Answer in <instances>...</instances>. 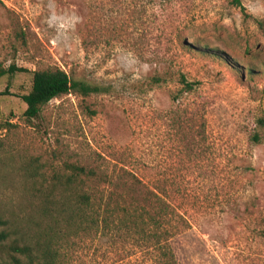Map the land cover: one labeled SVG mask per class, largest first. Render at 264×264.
Returning a JSON list of instances; mask_svg holds the SVG:
<instances>
[{
	"label": "rangeland",
	"instance_id": "374dc122",
	"mask_svg": "<svg viewBox=\"0 0 264 264\" xmlns=\"http://www.w3.org/2000/svg\"><path fill=\"white\" fill-rule=\"evenodd\" d=\"M242 3L247 19L231 0H0V68L27 70L0 79V264L47 244L58 264H151L133 238L65 226L48 196L68 164L157 184L186 221L179 264H264V0ZM56 67L112 89L28 121L19 96Z\"/></svg>",
	"mask_w": 264,
	"mask_h": 264
},
{
	"label": "trees",
	"instance_id": "16d2710c",
	"mask_svg": "<svg viewBox=\"0 0 264 264\" xmlns=\"http://www.w3.org/2000/svg\"><path fill=\"white\" fill-rule=\"evenodd\" d=\"M231 2L241 9L246 19L251 17L242 0ZM253 19L264 31V20ZM25 71V68L12 64L7 70L0 68V79L5 75L13 77ZM161 81L160 77L153 78L154 83ZM180 82L186 91H192L196 87L185 76H181ZM111 89L110 86L76 79L56 67L34 71L30 90L19 97L27 106L24 113L26 119L32 121L41 116L43 107L53 99L69 94L90 97L108 93ZM3 94L8 93H0ZM254 138L259 141L257 136ZM67 170V174L56 179L63 192L56 197L55 189H52L48 198L57 201L61 210L59 215L67 216L62 220L66 222L65 226L74 229V236L86 235L92 231L96 236H128L145 247L151 264H179L171 239L184 232L186 221L166 200L163 190L157 184H150L138 174L128 171L115 174L79 164H68ZM90 181L106 185L109 189L108 196H104V191H99L97 196L92 197L84 189V185ZM261 235L264 237V230ZM17 249L28 257V261L15 258L14 264H58L57 247L48 244L39 246L35 255L27 246H19Z\"/></svg>",
	"mask_w": 264,
	"mask_h": 264
}]
</instances>
